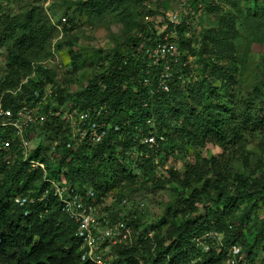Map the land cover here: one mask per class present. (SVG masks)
Instances as JSON below:
<instances>
[{
  "label": "trees",
  "instance_id": "obj_1",
  "mask_svg": "<svg viewBox=\"0 0 264 264\" xmlns=\"http://www.w3.org/2000/svg\"><path fill=\"white\" fill-rule=\"evenodd\" d=\"M5 1L12 0H0V47L7 46L10 76L16 80L15 83L2 81L0 99L5 107L15 110L20 105V99L31 102L35 90L49 81L54 82L53 75L46 69H43L44 77L32 79L30 75L33 72L32 63L38 60L40 53L49 44L55 26L49 21L40 3H22L17 12L11 13L7 5H3ZM114 1L78 2L82 8L96 13L111 6ZM225 1L229 2L235 11L227 10L223 18L224 24L218 26V29H206V33L202 35L203 39L200 40V54L213 53L209 75L204 77V80H197V87L190 89L186 96L181 89L171 85L170 76L166 80L168 90L158 87L161 75L151 86L144 83L145 77L165 69L163 59L154 62L147 52L157 43L149 38L139 53H115L105 72L91 80L76 95L70 96L73 106H79L74 100L85 99L86 103L79 106V109L93 110L103 105L109 111L108 120L111 127L101 142L78 148L58 145L55 149L59 156L55 159L52 157V161L42 157L38 147L30 153L28 159L18 158L10 163L7 159H1V155L4 157L6 151L0 149V264H89L80 258L81 240L75 235L76 221L63 210L61 201L45 180L44 170L40 167L31 169L29 159L45 163L49 177L61 179L64 176L68 184L77 187L82 193L91 188L99 198L100 194L108 191L107 182L118 178L116 174H119L121 179L133 177L127 173L128 167L118 165L116 161L121 155L119 144L123 145V156L127 151H135L138 154L141 168L156 166L158 157L168 143V136L171 137V120L176 122L175 131L179 137L196 145L213 142L225 146L229 137L231 142L236 144L237 138L244 134V129L263 126L264 119L251 116L249 110L252 105L249 100H244L247 108L241 118L233 108L214 110L211 102L212 96L217 94V89L210 81L218 80L225 92H228L236 81L235 72L238 71L239 64L236 41L240 37L239 25L245 23L251 35L249 43L264 44L260 14L249 4L242 6L239 0ZM185 25V20L177 25L173 22L169 24V29L176 27L181 46L182 42L187 41L184 36ZM205 38H209L214 47L208 49ZM262 53L264 62V50ZM203 60L206 64L210 62V59ZM173 62L169 63L172 70L175 64ZM39 68L42 69L40 66ZM23 76L30 77L23 82ZM157 76L158 74L155 78ZM20 83V91L14 95L11 88L18 87ZM44 110L47 111L46 108ZM52 118L55 120L58 117L53 115ZM148 119L152 123H148ZM150 133L156 135L159 140L161 147L157 150L142 142L143 136ZM120 134H130V138L120 141ZM160 135L164 136V140H160ZM11 137V130L0 127V143ZM65 162L67 169L64 171L62 167ZM219 168L220 165L214 159L203 160L187 167L183 177L177 179L185 187L203 183L202 194L218 204L215 209L205 215L188 217L178 226L171 243L161 247L159 245L155 248L156 251L149 249L148 256L143 257L144 262L138 257L137 247L133 246L135 243L124 247L119 245L116 248V263L226 264L227 246L238 244L247 252V264H264V218L257 232L253 234L252 242L244 233L245 220L264 198V171L255 175L236 171L227 186L223 181L212 182L206 177ZM48 188L49 191L44 194ZM201 191L193 190L191 196L183 203L192 207L196 193ZM18 196L28 200L34 198V201L27 200L20 204L15 200ZM240 207L241 215L227 221L233 210ZM131 223L127 224L132 226ZM213 229L223 233V245L211 246L209 250H205L203 245L197 243L196 238Z\"/></svg>",
  "mask_w": 264,
  "mask_h": 264
},
{
  "label": "rangeland",
  "instance_id": "obj_2",
  "mask_svg": "<svg viewBox=\"0 0 264 264\" xmlns=\"http://www.w3.org/2000/svg\"><path fill=\"white\" fill-rule=\"evenodd\" d=\"M78 1L12 0L3 4L7 5L9 12L15 13L22 3H40L49 21L55 26V31L49 44L38 57L39 71L36 69L35 75L32 76V79L44 77L43 69L49 70V74L53 75L54 82L49 81L38 88L45 102L44 109L51 110L49 120L27 130V148L20 146V138L12 132L13 147L6 151L4 157L1 155L2 160L7 159L13 163L15 159H23L24 153L27 152L28 157L39 147L41 156L52 161V157L55 159L59 156L55 149L58 145L69 148L72 132L71 118L67 114L69 106L79 109V106L86 103L85 99L83 101L80 98L74 100L79 106H73L70 96L76 95L91 80L105 72L115 53H139L149 38L154 42L165 39L177 42L178 52L177 58L173 60L174 69H169L168 73L171 85L181 89L186 96L190 89L197 87V80H204V77L209 75L212 67L213 53L200 54L202 35L206 33V29H218V26L224 24L223 18L227 10L235 11L225 0H115L111 6L92 13L91 10L82 8ZM239 2L242 6L249 4L260 14L261 31L264 32V0ZM182 20L186 23L184 36L187 38L186 42H182L183 46L178 42L179 33L176 27L169 29L170 22L177 25ZM238 30L240 37L236 45L239 64L238 71L235 72L236 81L228 92H225L218 80L211 79V85L217 89V94L212 96L211 102L214 110L233 108L241 118L247 108L244 100H249L252 105L249 110L251 116L264 119V44L249 43L251 35L245 23L239 25ZM205 39L208 49L214 47L209 38ZM7 55V46L3 45L0 47V84L4 80L8 83H15L16 80L10 76ZM203 58L210 59V62H207L209 64H206ZM161 74L160 71L145 77L144 83L153 85ZM26 78L23 76L22 80L25 81ZM20 88L21 83L18 87L11 88L12 93L16 95ZM24 101L26 100L20 99L18 103ZM53 115L58 118L54 120ZM171 126L170 132L167 129L171 137L168 136V143L158 157L156 166L141 168L138 154L135 151H127L123 156V145L119 144L121 155L116 161L118 165L128 167L127 173L133 177L121 179L119 174H116V180L112 178L107 182L108 191L100 194L95 201L98 214L102 215L106 211L105 219L116 221L122 218L127 223L132 222V235L128 245L135 243L133 246L137 247L138 257L142 262L145 261L143 257L148 256L149 249L154 251L159 245L161 247L170 244L175 238L178 226L188 217L208 214L218 205L202 194L203 183L185 187L177 181L183 177L187 167L203 160L214 159L220 168L206 177L212 182L223 181L227 186L236 171L246 175L264 171V124L244 129V134L237 138L236 144L232 143L229 137L225 146L213 142L203 145L187 142L175 131V121L171 120ZM120 135V141L130 138V134ZM29 165L31 169L35 168L34 164ZM66 169L65 162L62 170ZM59 181L66 180L62 176ZM193 190L201 193H196L194 204L190 207L188 203L183 202L191 196ZM241 210L242 207L234 209L227 221L241 215ZM263 218L264 198L244 222V233L250 242ZM126 245L125 242L120 243L122 247ZM118 246V243L112 245L114 254L117 253ZM243 252L247 261V252Z\"/></svg>",
  "mask_w": 264,
  "mask_h": 264
},
{
  "label": "built area",
  "instance_id": "obj_3",
  "mask_svg": "<svg viewBox=\"0 0 264 264\" xmlns=\"http://www.w3.org/2000/svg\"><path fill=\"white\" fill-rule=\"evenodd\" d=\"M147 52L153 57L154 62L160 59L164 60L165 69L161 74L158 87L168 90L169 85L166 80L169 76V63L177 58V42L170 39L161 40L149 48ZM39 63L40 60L32 63L33 72L30 75L31 77L35 75ZM30 76H27L23 82H26ZM44 105L43 96L38 89L35 90L34 99L31 102L24 101L15 110L5 107L0 99V127L8 128L15 133L20 138V146L27 148L28 140L25 138L27 130L44 123L51 114L50 109L48 111L44 110ZM104 108L105 106L100 105L93 110H86L69 106L67 114L71 118L72 125L71 141L68 143L69 148L94 145L102 141L108 128L111 127V122L108 120L109 111L105 108L104 112ZM148 123H152V121L148 119ZM159 138L164 140L162 135ZM142 142L148 143L156 150L161 147L159 140L153 133L144 135ZM12 146L13 141L10 138L0 143V149L5 151H9ZM26 159H28L27 152L24 153L23 157V160ZM28 162L44 170L45 180L48 181L54 194L58 196L63 210L76 221L75 235L81 240V260L89 264H117V254L113 253L112 245L117 243L120 245L122 242L128 244L132 235L131 226L122 218L116 221L110 218L105 219L106 211L102 215L98 214L95 207L97 197L91 188L82 193L77 187L68 184L66 181L49 177L43 162L34 159H29ZM48 191L49 188L45 190L44 194ZM15 200L20 204H24L28 199L18 196ZM126 200L125 198L124 201ZM33 201L34 198L28 200V202ZM223 238L224 235L221 231L213 229L197 237L196 241L198 244L203 245L205 250H209L211 246L223 245ZM227 255L226 264H244L247 262L244 252L238 244L227 246Z\"/></svg>",
  "mask_w": 264,
  "mask_h": 264
}]
</instances>
